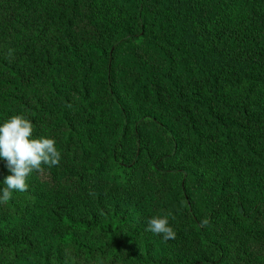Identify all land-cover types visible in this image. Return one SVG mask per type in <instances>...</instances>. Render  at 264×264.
<instances>
[{
  "label": "trees",
  "instance_id": "16d2710c",
  "mask_svg": "<svg viewBox=\"0 0 264 264\" xmlns=\"http://www.w3.org/2000/svg\"><path fill=\"white\" fill-rule=\"evenodd\" d=\"M0 2V124L61 152L0 203V264H264V0Z\"/></svg>",
  "mask_w": 264,
  "mask_h": 264
},
{
  "label": "clouds",
  "instance_id": "9594fccd",
  "mask_svg": "<svg viewBox=\"0 0 264 264\" xmlns=\"http://www.w3.org/2000/svg\"><path fill=\"white\" fill-rule=\"evenodd\" d=\"M33 122L23 114H13L0 124V158L6 161L11 173L6 176L5 187L0 194V203L6 204L13 192L28 190V178L34 172L42 171V165H59L61 152L56 141L48 137H34ZM207 220L202 224H207ZM147 231L162 235L165 241L174 239L176 233L169 224V215H157L147 220Z\"/></svg>",
  "mask_w": 264,
  "mask_h": 264
},
{
  "label": "rangeland",
  "instance_id": "374dc122",
  "mask_svg": "<svg viewBox=\"0 0 264 264\" xmlns=\"http://www.w3.org/2000/svg\"><path fill=\"white\" fill-rule=\"evenodd\" d=\"M1 3V2H0ZM21 23V21H20ZM24 23L27 24H22L24 26H27L25 33L29 34L31 33V27L29 26L30 24H35L36 25L33 27L35 28L39 21H38V17L34 14H30L29 16H27V18L24 20ZM30 54V53H28ZM18 56H22L21 52L19 49H16L15 52H12V60L15 63V65L19 66L23 60L24 57H18ZM5 63H8V56L6 55L5 57ZM64 87V83L63 80L61 78H58L56 75L50 74L49 76H45L41 79V85L38 86L37 88L34 89V94L32 96V98H40V97H49L51 98L52 96H50L55 90H61V88ZM29 92V91H28ZM30 94V92H29ZM101 103V102H100ZM157 114H159L158 112H156ZM155 235L152 238L151 236H149L147 233L145 232H137V229L135 227H128L125 232L122 234L121 236V240L125 242H133V245L138 249L137 252H139L140 254L145 255V249L142 248V245L146 242V240H149L150 242H152L155 239ZM151 254V253H149ZM155 254V252H153V255Z\"/></svg>",
  "mask_w": 264,
  "mask_h": 264
}]
</instances>
